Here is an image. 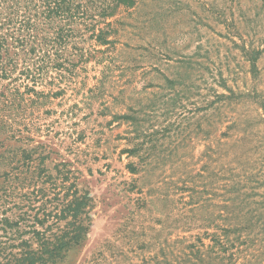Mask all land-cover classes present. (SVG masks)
I'll use <instances>...</instances> for the list:
<instances>
[{"label":"rangeland","instance_id":"374dc122","mask_svg":"<svg viewBox=\"0 0 264 264\" xmlns=\"http://www.w3.org/2000/svg\"><path fill=\"white\" fill-rule=\"evenodd\" d=\"M109 20L108 48L80 42L87 59L44 87L60 94L18 119L24 147L43 145L52 173L67 162L91 198L86 237L57 264H89L100 250L107 264V247L125 254L120 264L162 244L204 252L233 220L220 206L234 182L253 224L232 229L225 254L264 264V0H136ZM207 210L214 226L198 219Z\"/></svg>","mask_w":264,"mask_h":264},{"label":"trees","instance_id":"16d2710c","mask_svg":"<svg viewBox=\"0 0 264 264\" xmlns=\"http://www.w3.org/2000/svg\"><path fill=\"white\" fill-rule=\"evenodd\" d=\"M135 1L0 0V264H57L86 237L89 193L78 189L75 172L67 162L55 163L52 173L45 165L49 153L42 152L43 145L24 147L31 138H27V124L18 119L25 121L27 104L60 94L61 88L44 87L67 78L65 73L72 74L78 62L87 59L84 56L90 49L80 42L92 39V51L108 48L113 31L109 19L121 5L133 6ZM130 169L136 170L132 165ZM237 185H225L231 194L224 196L220 216L233 220L220 228L222 237L210 234L213 245L202 243L207 247L204 252L191 244L180 249L174 246L168 254L162 244L155 254L142 256L140 264H234L233 254H225L227 243L236 239L229 234L234 227L253 224L252 214L240 212L245 199L235 193L244 186L239 189ZM194 195L190 201L196 206ZM212 214L207 210L198 218L203 226H214ZM107 249L111 254L107 264H120L125 254L117 248ZM102 259L100 250L89 264Z\"/></svg>","mask_w":264,"mask_h":264}]
</instances>
